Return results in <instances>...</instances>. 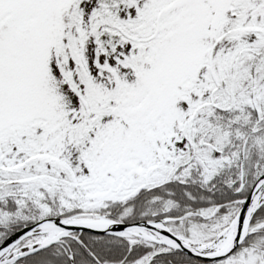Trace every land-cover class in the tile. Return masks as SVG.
<instances>
[{"label":"snow or ice","instance_id":"obj_1","mask_svg":"<svg viewBox=\"0 0 264 264\" xmlns=\"http://www.w3.org/2000/svg\"><path fill=\"white\" fill-rule=\"evenodd\" d=\"M0 264H264V0H0Z\"/></svg>","mask_w":264,"mask_h":264}]
</instances>
